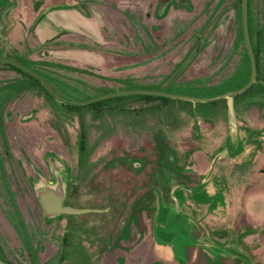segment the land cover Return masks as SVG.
<instances>
[{
	"label": "rangeland",
	"instance_id": "1",
	"mask_svg": "<svg viewBox=\"0 0 264 264\" xmlns=\"http://www.w3.org/2000/svg\"><path fill=\"white\" fill-rule=\"evenodd\" d=\"M6 1L9 2L4 0L0 4ZM223 1L221 61L218 60L219 47L215 42L218 40V24H206L205 41L197 46L200 48L198 57L186 66L195 44L187 54L179 49L176 51L179 60H173L171 75L153 77L154 84L162 87L163 82L169 83L179 88L173 87L172 94L209 99L239 90L250 80L251 65L242 24H230L236 15L237 20L242 21V0ZM212 2L197 0L196 4L201 7ZM50 5L47 3L45 6ZM249 11L252 46L258 53L257 77L250 91L235 97L233 116L229 111L228 98L208 103L175 99L178 101L160 104L158 108L139 107L135 112L133 109L126 111L124 104L121 107L123 111L116 109L118 99H111L101 102L95 114L92 112L94 108L71 107L48 98L36 81L0 62V255H4V246L12 244L46 245V250L51 252L41 264H57L54 247L58 221L45 220L37 202L19 196L25 183L18 165L29 163V141L24 132L33 127L29 120L22 118L35 111L36 117L46 122V154H52L48 157L52 163L61 165L73 176L78 165L92 164L91 160L96 157L100 159L85 180L78 207L95 205L107 210L111 207L113 213L123 211L127 218L126 226L131 214H139L145 224L143 228L147 230V224L154 223L156 216V196L150 195L151 188L137 185L133 175L135 166L144 165L143 172L153 169L162 175L174 173V182L166 189L159 188L164 192L160 207L166 208L164 213L170 225L160 223L158 246L151 247L154 243L149 237L148 227V234L144 236L147 243L143 242L148 246L138 250L132 241L127 244L125 252L109 253L105 264H264V0H249ZM214 17L215 13L206 18L207 22ZM31 27L33 30L34 24ZM174 27V36H177L182 28L180 24ZM194 30L199 32L197 28ZM5 46L4 43L0 50L7 51ZM27 47L24 58L15 52L13 55L47 74L66 100L83 102L104 95L102 86H98L102 84L99 79L103 78L109 83L120 80L118 84L129 90L140 89L136 72L125 77H95L90 85L85 75H77L80 73L75 72L74 62L42 60V56L36 59L31 54L40 52L41 47ZM168 63L163 60L151 67H159L162 69L160 72H165ZM183 67L185 70L181 75L175 76ZM80 82H85L84 86L80 87ZM126 98L132 100L131 97ZM33 102L45 108H37ZM136 118H141V122L135 123ZM79 134H84L87 142L89 139L102 141L97 150L101 152L89 157L88 161L81 151ZM34 146L35 143L31 148ZM139 150L144 155L135 156ZM186 150L191 152L185 155ZM217 156H220L216 164L218 172L214 170L203 192L190 194L179 191L175 199L172 198L171 193L175 190L172 186L187 180V175L180 171L190 167L191 180L199 185ZM36 182L37 186L39 182ZM107 182L110 200L107 204L96 205L97 201L88 196L89 186L94 183L95 191L103 194L106 191L103 186ZM145 193L149 196L143 199ZM125 202L128 205L123 208ZM180 208L182 213L178 214ZM192 216L196 223L191 224L187 220ZM77 219V229L83 233L87 229V216H78ZM198 227L200 238L207 246H198L197 241L189 238V234L197 236ZM132 229L134 232L135 227ZM119 256H122L121 263L117 261ZM39 261L36 253L29 259L30 264H40Z\"/></svg>",
	"mask_w": 264,
	"mask_h": 264
},
{
	"label": "flooded vegetation",
	"instance_id": "2",
	"mask_svg": "<svg viewBox=\"0 0 264 264\" xmlns=\"http://www.w3.org/2000/svg\"><path fill=\"white\" fill-rule=\"evenodd\" d=\"M13 5L8 6L7 12H11V8L14 6L18 7L19 12H24L27 14L28 10V2L27 0H23L21 4H18V0H12ZM40 3V10L45 8L47 3H51V5H62L68 4L76 7L84 14H91L92 12L96 13L101 20L97 21L96 24H104L102 36L104 38V45L99 46L93 40H89L83 38L81 35L73 34V35H61L59 39H57L53 43H48L45 45L46 48H60V47H71L80 51H85L89 53H97L102 55L103 60H110L113 62L112 66L118 68V72H129L132 70H137L136 75L138 77L139 86L138 89L129 90L126 87H115L112 86L108 90V86L102 85L104 89V95L91 97L87 101L77 102V103H87L92 100H96L102 97H107L102 100H97L89 104H67L64 102H59L60 104H66L74 107H82V108H94L92 111L96 114V109L100 107V103L105 100L118 99L116 109L121 110L123 104L125 105L126 111L135 110L139 107L149 106L151 108H158L161 104L166 105L169 102L164 101H147V100H133L132 97H141L144 96H154L143 94V92H160L166 94H172L175 87L169 83L163 82L162 87H158L154 84L153 77H158V75L167 74L170 76L169 71L171 67H174L173 60L178 57L176 51L179 49L186 51V54L192 50V46H194L193 53L190 58H187L188 66L191 61L198 57L200 48L198 49V45H201L205 41V37L203 36L207 25L206 24H218V40L215 42L218 43L219 54L218 60L221 61L223 53L221 49L222 45V26L223 24V10L225 8L223 0H213L212 4L208 3L202 4L201 7L197 6V0H37ZM212 1V0H211ZM210 2V1H209ZM17 3L16 5H14ZM204 3V2H203ZM27 7V9H26ZM13 12V11H12ZM213 13H215L214 20L207 22L206 18H209ZM236 13V11H235ZM237 14V13H236ZM182 19V21H180ZM16 24H35L34 22H30L29 20L19 21ZM176 24H180L182 31L180 29L179 35L174 36L173 29ZM196 24V26H195ZM230 24H242L244 41H245V33H244V0H242V21L237 20V15L230 21ZM250 24V11H249V0H247V25L250 40L251 39V29L249 27ZM11 25V24H9ZM12 26V31L14 29V25ZM195 28L199 29V32H194ZM2 28H0V48L4 45H7L8 41L11 42V38L4 33H2ZM8 32V31H7ZM6 32V33H7ZM194 36L192 37V34ZM5 41V42H4ZM252 44V41H251ZM246 45V41H245ZM6 47V46H5ZM43 49V47H41ZM253 48V46H252ZM14 49V48H13ZM13 49H7L4 52V49L0 50V55H5L6 57L15 60L13 58ZM247 49V45H246ZM247 53L249 55L248 49ZM193 57V58H192ZM192 58V60H191ZM250 58V57H249ZM179 60V58H177ZM176 59V60H177ZM131 60H137L140 62H130ZM168 61L166 64L168 66L167 71L160 72L162 69L152 68L154 64L159 63L160 61ZM16 61V60H15ZM18 62V61H17ZM2 63V62H1ZM251 63V61H250ZM4 64V63H3ZM22 64V63H21ZM8 65V64H6ZM10 65V64H9ZM165 65V64H164ZM162 65V66H164ZM144 66H147L145 68ZM165 67V66H164ZM163 67V69H164ZM33 70V69H32ZM185 70V68H181L175 76H180L181 73ZM35 71V70H34ZM78 71L83 72V70L78 69ZM89 74L94 77L95 72L104 71V69H96L95 67H89L86 70ZM109 71V70H107ZM184 74V73H183ZM41 75V74H40ZM173 75V76H174ZM169 78V77H168ZM152 82V83H151ZM168 82V79H167ZM175 87V88H173ZM107 89V90H105ZM55 90V89H54ZM56 91V90H55ZM57 92V91H56ZM58 93V92H57ZM129 93V94H127ZM120 94V95H117ZM242 94V93H241ZM240 95V94H238ZM237 95V96H238ZM236 96V97H237ZM126 97H131L132 100H128ZM161 97V96H156ZM64 98V97H63ZM121 98H126L122 99ZM166 98V97H164ZM55 99V98H54ZM171 99V98H169ZM74 102V101H73ZM208 103V102H206ZM33 104L39 105L37 102H33ZM33 115L35 117H33ZM26 118V119H24ZM22 119L29 120L33 124V127L29 128L24 132L25 137L28 139V150L27 155L29 156V163H21L18 165L20 171H22L24 177V189L19 191V196L21 198L26 197L27 199L31 198L34 202H37L39 208L43 213V217L46 219L45 214L42 210V207L39 203V200L36 195V180L42 184V182L53 181L54 171L57 170L60 173L64 174L66 177V194L64 198L63 205L66 207H71L75 209L88 210V212L80 213V214H67L64 213L59 217L55 218L58 221V229H57V244L55 245V253L57 257V264H105L106 258H108L109 253L112 252H125L126 246L128 243L134 241V247L140 250L143 246H148L143 242H146L147 239H144L145 233L148 231V227L150 228V239L151 242L154 243L151 247L156 248L158 246V232L160 223L169 224L168 216L164 213L165 209L163 206L160 207V200H163L164 192L159 188H168L170 184L174 182L173 175H162L158 174L157 171L151 170L149 172H143L144 165H136L135 172H133L134 177L137 179V185L140 187L151 188L150 195L156 196V216L154 219V223L151 225L147 224V230L144 227L141 216L138 215H130L129 225L126 226L127 218L122 212L113 213L111 207L107 210L104 208H100L98 206L91 207H78L77 204L80 201L82 195V188L85 184V180L90 176V174L94 171L97 163L100 162L99 157L92 159V164H81L75 167L73 170V176L70 175L67 169H63L61 165L52 163L48 157H52V154L48 156L46 154V122L44 120L36 117L35 111H30L26 116ZM38 120V121H37ZM135 123H140L141 118L134 119ZM38 122V126L36 124ZM153 139V138H152ZM87 137L84 134H79V141L81 151L83 156L88 157L85 158L88 161L89 157H93L95 153L101 152L97 151L102 141H97L95 139L87 142ZM105 140V139H103ZM32 141L35 143L34 148H31ZM97 141V142H95ZM26 144V143H25ZM91 146V148H87V146ZM38 148V149H37ZM105 150L102 152L104 153ZM140 152H136L135 156L144 155ZM154 152H159L158 150H154ZM191 150H186L185 155H188ZM55 159V158H54ZM61 164V163H60ZM13 166V165H12ZM108 167V166H107ZM134 167V166H133ZM199 168V167H198ZM77 169V171H76ZM190 167L185 171H180L181 174L187 175V180L183 182H179L175 186H172L174 191H172V198L175 199L176 195H178L179 191H186L190 194L201 193L203 192L205 186L202 183H195L196 181H192ZM199 170V169H198ZM197 170V172H199ZM75 172V173H74ZM179 171H177L178 173ZM71 176V177H70ZM94 177L96 175L94 174ZM72 178V180H71ZM79 178V179H78ZM104 184L103 188H106L103 194L99 191H95V184L91 183L88 191V196L93 199V201H97V204H107L110 200L108 196L110 185ZM144 183V184H143ZM160 184V185H159ZM98 187V186H96ZM202 188L201 191L197 189ZM142 189V188H140ZM25 191V192H24ZM23 194V195H22ZM108 196V197H107ZM149 196V193L144 194V198L146 199ZM93 202H91L92 205ZM180 203V202H179ZM182 206H185L186 203H181ZM128 205L127 202L123 204V208ZM75 206V207H74ZM121 207V208H122ZM107 210V211H105ZM178 214H181V208L177 210ZM87 216V222L85 224L87 229H84L80 233L77 229L76 220L78 216ZM101 217V218H99ZM97 218V219H96ZM146 220L148 219V215L145 216ZM98 220V221H96ZM191 224L195 222L194 216L189 217L187 219ZM142 222V227L140 228V223ZM196 223V222H195ZM189 224V223H188ZM200 225V223H199ZM132 226L135 227V231L133 232ZM69 228V229H67ZM122 229V231H121ZM146 230V232H145ZM191 232H194V229H191ZM200 228H197V236L189 234V238L191 240H195L198 243V246H205L201 240ZM148 234V233H147ZM189 239V241H190ZM147 243V242H146ZM207 246V245H206ZM218 249V246H215ZM4 255H0V259L8 264H30L29 259L31 258L33 253L37 254V257L40 259L39 263H43L42 259L45 261L51 251L46 250L45 246L33 247V246H24V245H9L4 246ZM170 249V248H169ZM118 262L121 263L122 256H119L117 259ZM122 264V263H121ZM161 264V263H155Z\"/></svg>",
	"mask_w": 264,
	"mask_h": 264
},
{
	"label": "water",
	"instance_id": "3",
	"mask_svg": "<svg viewBox=\"0 0 264 264\" xmlns=\"http://www.w3.org/2000/svg\"><path fill=\"white\" fill-rule=\"evenodd\" d=\"M97 20L98 17L96 16L95 13H91L90 17L86 18L76 7L55 6L49 8L42 14V16L38 19L37 24L35 25L34 32L37 38L39 39V41L43 45L46 42L52 41L65 33H78L95 40L97 43H101V37L97 32V28L100 24H91V22H96ZM244 23H245L244 24L245 41L251 61V77L248 83L244 87L240 88L239 90L232 91L224 95L209 99L183 96L177 94H166L160 92H143V94L161 96L171 99L193 101V102H204V103L228 98L229 111L230 114L233 116L235 97L238 94H241L246 90H248L254 84L257 77V63H256L254 50L252 48L249 31H248V25H247V0H244ZM41 56L45 58L58 59V60H78V61L80 60L81 62H85L87 57V56L84 57L81 56L79 52H76L74 50H67V49H52V50L44 49L41 52ZM0 62L4 64H10L39 80L44 86V88L55 98V100L59 102L79 105V104H89L97 100H102L107 97H111V96L102 97L96 100L89 101L87 103L72 102L66 100L60 94H58L54 90L52 84L46 78H44L42 75L32 70L31 68L15 60L10 59L5 55H0ZM219 157L220 156H217L213 160L211 169L207 174L203 184H205L206 181L211 177ZM66 180L67 179L64 174L55 170L53 181L42 182V184L39 183L36 186V195L47 220L55 219L64 213L80 214V213L88 212V210L74 209L63 205L66 194V186H65ZM0 264H8V263L0 259Z\"/></svg>",
	"mask_w": 264,
	"mask_h": 264
},
{
	"label": "crops",
	"instance_id": "4",
	"mask_svg": "<svg viewBox=\"0 0 264 264\" xmlns=\"http://www.w3.org/2000/svg\"><path fill=\"white\" fill-rule=\"evenodd\" d=\"M3 1L4 0H0V3L3 2ZM21 1L23 2V0H18L17 1L18 4H21L22 3ZM27 2H28L27 14L25 13V11L23 13L22 12H19L17 10L18 9L17 6H14L13 8L10 9L13 12L12 11L11 12H7V10H8V7L7 6L8 5L9 6L10 5H13V1L12 0H9V2L6 1V3H3L2 5L0 4V28H2V31H3L2 33H4V31H6V32L8 31L7 33L5 32V34L8 35L11 38V42L8 41V43L6 45L7 46V49L10 46H12V49L14 48L13 49V52L17 53L18 55H23V56H21L23 58H24V56L26 54V52L24 51V49L25 48H28L27 47L28 45H29V48L32 47L33 49H34L35 46L43 47V49L41 48V51L40 52H42L44 49H50V50H52V49H67V50H74L76 52H79L81 56H83V57L84 56H87L85 62H81L80 60L79 61L78 60H67V61L74 62L72 65H74L77 68L75 70V72L76 73H80V74H77V75H85L87 77V82L89 84L94 82V80H95L94 78L95 77H100L101 76V77H108L109 78V76H112V75L117 76V77H125L127 74H130V73H133V72H136L137 71V70L134 69V70L129 71V72L128 71L127 72H118L117 70H119V69L112 66V64H113L112 61H110V60H103L102 55H99L97 53H89V52H85V51H80V50H77V49H74V48H71V47L46 48L45 47L46 44L55 42L57 39L60 38L61 35L59 37H57L56 39L52 40V41L46 42L43 45L39 41V39L37 38V36L35 35V32H34L35 25L37 24L38 19L49 8H52V7H55V6H72V5H68V4L50 5L49 7L48 6L47 7L45 6V8L43 10H40V8H39L40 3L37 0H27ZM16 4L17 3H15L14 5H16ZM2 7H3V9H1ZM27 7H26V9H27ZM82 14L86 18L90 17V15H91V14L88 15V14H84V13H82ZM96 16L98 17V20L97 21L101 20L100 17L97 14H96ZM23 20H29L30 22H34L35 24H34L33 30H32V27H31L32 24H26V27L24 26V24H16L19 21H23ZM97 21L96 22H91V24H96ZM9 24L14 25L13 31H12V26L9 25ZM103 27H104V24H100L98 26V28H97V32H98V34L101 37V43H97L95 40H93L91 38H88V37H86L84 35L78 34V33H65V34H67V35L78 34V35H81L83 38H86V39H89V40H93L97 45L102 46L105 43L104 38L102 36V32L104 30ZM62 35H64V34H62ZM1 48H3V47H1ZM4 52H5V49H4ZM40 52L39 51L33 52L35 54L32 57L33 58H36V59H40V57H41V55H40L41 53ZM18 57L19 56L16 57V56L13 55V58L14 59L20 60V57L19 58ZM43 59H45V60L46 59L53 60V59L45 58V57L42 58V60ZM56 60H58V59H56ZM91 66L92 67H95L98 70L99 69H104V71L95 72V73H93L94 74V77H92L91 74L84 72V71H86ZM81 68L85 69V70H83L84 73H81V71H78V69H81ZM107 70H109V71H107ZM99 80H100L99 82L102 83V84H99L98 86L99 87H101L102 85L108 86V90H112V89H109L112 86H115V87H123V86H121V85L118 84L119 82H121L120 80L118 82L112 81L110 83L108 81H106L104 78L103 79H99ZM85 82H80L79 83L80 84V87L81 86H84V83ZM89 90H87V91L89 92ZM105 90H107V89H105ZM56 91L58 92V89ZM103 93H104V89L102 88V94ZM58 94H60V93L58 92ZM215 168H216V169H214L215 170V173H217L218 172V166H215ZM211 177H212V175H211ZM211 177L206 181L205 184H203V182L205 180L204 179L203 182H202V185L205 186L211 180Z\"/></svg>",
	"mask_w": 264,
	"mask_h": 264
},
{
	"label": "trees",
	"instance_id": "5",
	"mask_svg": "<svg viewBox=\"0 0 264 264\" xmlns=\"http://www.w3.org/2000/svg\"><path fill=\"white\" fill-rule=\"evenodd\" d=\"M254 50V49H253ZM34 54L35 53H33L32 54V56H34ZM254 54H255V58H256V63H257V70H258V53H257V51L256 50H254ZM247 56H248V58H249V55H248V53H247ZM250 59V58H249ZM16 61H18L19 63H22L23 65H25V66H27V67H29V68H31V69H33V70H35L36 72H38L39 74H41L44 78H46L51 84H52V86L54 87V89H56L57 90V87L55 86V84H54V81L47 75V74H44V73H42L39 69H37L36 67H34V65L32 64V63H28V62H25V61H22V60H18V59H15ZM249 62H250V60H249ZM250 65H251V63H250ZM7 66H9L10 68H12L15 72H17V73H20V74H23V75H25V76H28L30 79H32V80H34V81H36V83H37V85L39 86V87H41L44 91H45V93H46V96L48 97V98H51L52 100H55L54 99V97L44 88V86L42 85V83L39 81V80H37L36 78H34V77H32L31 75H29V74H27V73H25V72H23L22 70H20V69H18V68H16V67H14V66H12V65H7ZM251 67V66H250ZM248 83V82H247ZM246 83V84H247ZM245 84V85H246ZM245 85H243V86H245ZM254 85V84H253ZM253 85L248 89V90H246L245 92H243V93H247L248 91H250L251 89H252V87H253ZM243 86H241L240 88H242ZM144 100H147V101H156V100H158V101H164V102H172V101H178V100H175V99H169V98H164V97H156V96H144ZM56 101V100H55ZM190 103V102H189ZM69 106V105H68ZM45 108V106L44 107H42V106H40V104L38 105V107L37 108ZM72 107V106H71ZM38 115H39V113H38ZM38 121V120H37ZM38 123V122H37Z\"/></svg>",
	"mask_w": 264,
	"mask_h": 264
}]
</instances>
